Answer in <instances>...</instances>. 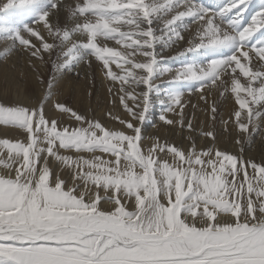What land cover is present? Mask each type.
I'll return each instance as SVG.
<instances>
[{"label": "snow or ice", "instance_id": "6c2138e0", "mask_svg": "<svg viewBox=\"0 0 264 264\" xmlns=\"http://www.w3.org/2000/svg\"><path fill=\"white\" fill-rule=\"evenodd\" d=\"M249 5L7 0L0 6L37 7L31 24L0 26V38L19 44L46 84L35 103L0 100V125L21 134L0 138V264H264V159L245 155L264 116V0L258 10ZM61 7L71 27L50 20ZM182 44L180 66L162 64L164 51ZM93 59L102 82L110 81L109 102L118 99L126 112H104L119 129L62 98L63 70L90 67ZM49 63L55 74L45 81L40 67ZM166 73L179 88L200 92L205 104L213 91L233 98L236 107L221 119L224 131L235 125L238 151L221 149L212 126L197 129L186 118L183 91L161 92L155 81ZM153 94L162 97L159 120L186 130L184 143L142 135ZM219 111L213 100L209 120ZM197 136L211 142L198 145Z\"/></svg>", "mask_w": 264, "mask_h": 264}, {"label": "bare ground", "instance_id": "6f19581e", "mask_svg": "<svg viewBox=\"0 0 264 264\" xmlns=\"http://www.w3.org/2000/svg\"><path fill=\"white\" fill-rule=\"evenodd\" d=\"M75 0H64L62 1V4L64 6H75L74 4ZM7 0H0V6H2L4 3H6ZM77 2V1H76ZM37 7H32V8H20V14L17 16L16 19L14 20H21L25 14H30L31 10ZM12 9V8H11ZM9 9L7 11H0V15L5 16L8 14V12H12V10ZM50 20L53 23H59L61 26H65V22L67 21L66 19L68 18V10L67 7H63V9H60L58 16L57 15H50ZM66 18V19H65ZM72 21L69 25V27L72 26ZM12 24L11 18H6V26L10 27ZM41 31L42 34L45 36L46 39H48L46 32H43L42 25ZM27 35V34H25ZM33 43H38L37 38L31 37ZM0 100H3L5 102H13L16 100L24 101L26 103H35L37 99L41 98V95H43V92L46 90L45 85H42L38 82L37 80V73L33 70V68L29 65L28 60H29V55L27 52H24L23 54H18L17 52L14 51L13 48H10L9 44L11 45V42L8 41L9 43L6 42L4 39H0ZM109 46H116L114 41L109 42ZM186 47L183 45L177 46V48L171 49L170 51H167V57L165 60L170 61V63L176 61L177 63L180 64L181 57L177 55L178 52L182 51L183 48ZM3 56V57H2ZM1 57L3 59H1ZM23 61H21V59ZM191 58V57H190ZM20 60V61H19ZM9 63H14L13 67L9 66ZM21 62V64L19 63ZM23 62V63H22ZM33 64L39 65L38 60H33ZM87 72L89 74H92L94 76L95 70L100 69V65L98 62L92 61L91 66L89 67L87 64ZM47 69L43 73H40L43 76V79L45 81L48 80L50 77V72L52 71L51 64L45 66ZM112 68L114 71H119V69L116 68V65L113 64ZM100 70L98 71L99 74ZM86 74V73H85ZM167 75V73L165 74ZM100 80L101 76H98ZM84 78H86V83L83 82ZM70 79V78H69ZM66 79V74L64 73L61 80H60V87L64 88V96L62 98L67 99L68 101V96L69 93L72 92V86L75 85L73 82L70 80ZM90 77H83L81 79V82H77V85L75 87V106L74 108L78 109L81 113L89 112L90 114H94L92 111V105L95 103V110L97 112V115L104 123L105 125L109 127H114V128H121L122 126L118 122H114L111 119H108L104 116V112L106 111H113L114 113H119L121 116H126V112L122 110V105L120 104L119 100L117 99L115 101V106H113L109 101L110 97L107 93V90H105V86L107 89V85L110 84L108 83L107 80H103L102 82V89L98 91V95L96 96L98 101L102 100L103 103L100 105V108L98 106L97 100H93L92 96H88L87 92H90L89 90H92V95L97 92L95 88L98 86L99 80L94 81L89 83ZM96 80V79H95ZM75 82V81H74ZM83 84V85H81ZM101 84V82L99 83ZM180 82L172 83L169 85V90H178ZM91 85V86H90ZM82 86L88 87V91H85L84 93L81 92L83 89L81 88ZM180 89V88H179ZM184 92V91H183ZM184 97L183 99L186 102V107H185V116L186 118H192L193 119V124L197 129L204 128L207 130L209 126H212V121L209 120V114L206 112L205 114H201L202 118H196V116L193 113L192 106L193 105H199L198 103L200 102V92H189L187 89L184 92ZM103 96V97H101ZM160 98V97H159ZM218 94L213 91L212 95L209 97V101H216L217 104L220 102H223L224 106L226 108L228 106H231V104H234L233 98L231 96H228L227 99L222 98L219 100ZM101 101V102H102ZM190 101V103H188ZM94 102V103H92ZM100 102V103H101ZM131 103V101H129ZM77 104H80L79 106ZM210 104V103H209ZM105 105V106H104ZM235 105V104H234ZM236 107V106H235ZM52 105L51 102L48 104V114L53 115L51 111ZM197 108V107H196ZM88 109V111H86ZM227 110H225L226 112ZM200 114V113H199ZM169 116L173 119H175V116H172V114H169ZM228 116L227 112L223 114V119H225ZM68 123H71L70 121H67ZM159 127V126H158ZM231 129V135L228 136L226 133H220V137L217 140V143L221 149H227L230 151H235V137H236V128L234 124H230ZM170 130H173L171 133ZM153 132V133H152ZM167 135V137L171 136V140H174L177 144L184 143L185 141L183 140V135H186V130L185 132H181L179 128H164V127H159L157 130L150 131L148 134L144 133V136H160L161 139H163ZM21 134L17 132L12 126H6V125H0V138H7V139H16L20 137ZM207 142H210L209 139H202L199 136H197V144H206ZM145 144H148L149 141L145 140ZM209 144V143H208Z\"/></svg>", "mask_w": 264, "mask_h": 264}, {"label": "rangeland", "instance_id": "374dc122", "mask_svg": "<svg viewBox=\"0 0 264 264\" xmlns=\"http://www.w3.org/2000/svg\"><path fill=\"white\" fill-rule=\"evenodd\" d=\"M64 1V0H62ZM77 0L74 1V3H76ZM198 2L200 3H203L205 6H211V7H215V5L217 4H220L223 2V0H198ZM262 2V0H250V5L249 7H251L252 5H256L257 8L255 10H258V6L259 4ZM75 5V4H74ZM61 9H63V7H61ZM12 12H8V14H6L5 16H2L0 15V26H6V18H11L12 20V24L10 27H14V28H22L25 24H31L37 17H36V11H37V8H34L33 10H31V12H29L30 14H25L24 17L21 19V20H14L17 18V16L20 14V8H12L11 9ZM1 14V13H0ZM66 19V18H65ZM250 19V17H249ZM67 21L65 22V25L69 26L70 23H71V20H69V18L66 19ZM63 27V26H62ZM1 39V38H0ZM1 42V41H0ZM7 43H9L7 40H6ZM51 42V41H49ZM183 45V44H182ZM10 48H13L15 52H17L18 54H23L24 51L20 46L19 44L15 45V47H13L12 45H10ZM184 46H187L186 44H184ZM174 48H177V46H173L169 49H166L163 53V55L165 57H167V54L166 52L167 51H170L171 49H174ZM158 50H159V46H158ZM3 57V56H2ZM1 57V59H3ZM21 61H23L22 58H20ZM20 61V60H19ZM93 61L95 62V60L93 59ZM21 64V62H19ZM23 63V62H22ZM9 66H12L14 65V63H9ZM50 64V63H49ZM162 64L168 66V67H171L173 69L175 68H178L180 66L179 63H177L176 61L170 63V61L168 60H163L162 61ZM45 69H47L45 66H41L40 67V73H43L45 71ZM87 66H86V63L82 62L78 67H75L73 69L72 72H69L67 69L63 70V74L65 73L66 74V79L68 77V79L73 82L75 85H73L71 88H72V92L69 93V96L67 97L68 98V103L71 105V106H75V103H74V100H75V87L77 85V82H81V79L83 77H90V82H93V77H94V81L97 82V80H99V83L101 82V84L98 83V86L95 88V90H97V92H95V94L91 95L93 100H97V103H98V106L100 108V105L103 103V99L102 100H99L97 99V95H98V91L100 90H104L102 89V80L98 79L99 77L98 76H101L102 77V73L99 72L98 74V71L99 70H95L94 72V76L92 74H89V72H87ZM78 72L79 73V77L75 76V73ZM86 73V74H85ZM55 73L52 69V71L50 72V76H53ZM171 76L172 74L171 73H167V75H164L162 77H158L157 80L155 81V83L159 86L161 92H166V91H169V85H171L173 82L176 83V82H180V81H172L171 79ZM96 79V80H95ZM105 81L107 79H104ZM75 81V82H74ZM77 81V82H76ZM84 83H86V78H84L83 80ZM107 82L109 83L110 81L107 80ZM181 83V82H180ZM45 85V89H46V84ZM83 85V84H81ZM110 85V84H109ZM109 85H107V89L109 87ZM91 86V85H90ZM83 89V91L81 92H85V91H88V87L86 86H82L81 87ZM106 89V86H105V90ZM140 89H137V91H139ZM178 90H181V91H186V89H179ZM92 92V90H89ZM192 92H195V91H192ZM109 97H110V100H111V96L109 94V92L107 91ZM88 96L90 97L89 95V92H87ZM230 96V95H228ZM103 97V96H101ZM41 98H42V95H41ZM162 98V97H160ZM158 97H156L154 94H153V103H152V106L150 107L149 109V113H148V116H147V120L144 122V124L142 125V135L144 136V133H149L150 131H155L157 130V128L159 127H166L168 128L164 122L160 121L159 120V115L161 114L162 112V109H163V106L159 103V99ZM222 98H219V100H221ZM102 101V102H101ZM101 102V103H100ZM212 101H209V103H211ZM94 103V102H92ZM199 105H195V107H191L192 110H193V113L191 114H194L196 116V118H202L201 114H205L206 113V109L208 108L209 104H205L203 101L200 100V102L198 103ZM78 106L80 104H77ZM219 107H220V111L217 115V119L215 122L212 121V127L214 128V130L218 133V136H217V140L219 139L220 137V133H226L228 136H230L231 134V127L230 128V131H224V125H223V122H222V117H223V114L227 112L228 116L230 114V112L235 108L236 105H232L231 106H228L226 108V106H224L223 102H220L219 104ZM105 106V105H104ZM95 103L92 105V111L94 112L95 115H97V112L94 111L95 110ZM197 107V108H196ZM225 110H227L225 112ZM88 111V109L86 110ZM200 113V114H199ZM228 116L225 118L227 119ZM171 118V117H170ZM259 124H260V128H261V131L254 134L253 136V139H252V144L251 146L247 147L246 148V151H245V155L246 156H249V157H254L256 160H261V159H264V116L260 117L259 120H258ZM159 126V127H158ZM230 126V125H229ZM170 129V127H169ZM170 132L172 133L173 130H170ZM153 133V132H152ZM170 141H172L170 137H167ZM211 142V141H210ZM210 142H207L206 144L210 143ZM235 145V144H234ZM235 151H238L237 149V146L235 145ZM234 151V152H235Z\"/></svg>", "mask_w": 264, "mask_h": 264}]
</instances>
